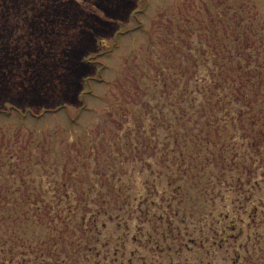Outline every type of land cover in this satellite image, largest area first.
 Wrapping results in <instances>:
<instances>
[{"label":"rangeland","instance_id":"1","mask_svg":"<svg viewBox=\"0 0 264 264\" xmlns=\"http://www.w3.org/2000/svg\"><path fill=\"white\" fill-rule=\"evenodd\" d=\"M235 44L264 67V0H0V199L73 205L26 264H264V140L167 127Z\"/></svg>","mask_w":264,"mask_h":264},{"label":"trees","instance_id":"2","mask_svg":"<svg viewBox=\"0 0 264 264\" xmlns=\"http://www.w3.org/2000/svg\"><path fill=\"white\" fill-rule=\"evenodd\" d=\"M244 47L235 44L232 56L221 53L214 59L217 69L194 77L195 88H189L188 76L185 88L172 94L174 121L167 125L170 132V127L174 130L171 151L259 150L264 140V67L256 64L247 69L251 60ZM155 125L158 123L144 126L153 130ZM178 125L183 128L180 133ZM58 204L28 198L11 207L7 199H0V264H26L27 248L39 245L36 231L42 226L52 228L56 217L66 221L72 213V204L66 209ZM15 208L17 213L11 211Z\"/></svg>","mask_w":264,"mask_h":264}]
</instances>
